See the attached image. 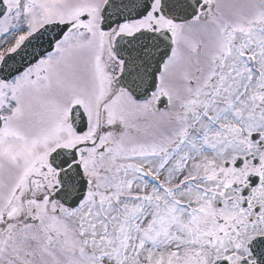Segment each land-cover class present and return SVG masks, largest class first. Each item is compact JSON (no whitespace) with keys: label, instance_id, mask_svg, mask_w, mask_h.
Instances as JSON below:
<instances>
[{"label":"snow or ice","instance_id":"6c2138e0","mask_svg":"<svg viewBox=\"0 0 264 264\" xmlns=\"http://www.w3.org/2000/svg\"><path fill=\"white\" fill-rule=\"evenodd\" d=\"M0 264H264V0H0Z\"/></svg>","mask_w":264,"mask_h":264},{"label":"rangeland","instance_id":"374dc122","mask_svg":"<svg viewBox=\"0 0 264 264\" xmlns=\"http://www.w3.org/2000/svg\"><path fill=\"white\" fill-rule=\"evenodd\" d=\"M5 40H8L9 42H11V38L10 37L0 36V45H4Z\"/></svg>","mask_w":264,"mask_h":264}]
</instances>
